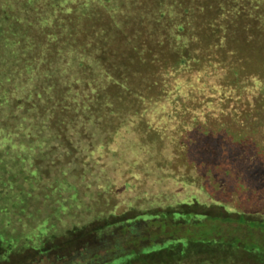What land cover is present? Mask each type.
I'll list each match as a JSON object with an SVG mask.
<instances>
[{"label":"rangeland","instance_id":"obj_1","mask_svg":"<svg viewBox=\"0 0 264 264\" xmlns=\"http://www.w3.org/2000/svg\"><path fill=\"white\" fill-rule=\"evenodd\" d=\"M168 209L264 222V0H0V264Z\"/></svg>","mask_w":264,"mask_h":264},{"label":"trees","instance_id":"obj_2","mask_svg":"<svg viewBox=\"0 0 264 264\" xmlns=\"http://www.w3.org/2000/svg\"><path fill=\"white\" fill-rule=\"evenodd\" d=\"M188 206V205H184ZM192 205H190L191 207ZM142 224L122 220L69 243L83 246L67 264H264V222L215 218L191 209L160 211ZM229 223L227 226L226 224ZM244 226L241 234L238 228ZM100 247L104 253L97 252Z\"/></svg>","mask_w":264,"mask_h":264}]
</instances>
